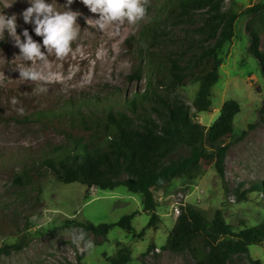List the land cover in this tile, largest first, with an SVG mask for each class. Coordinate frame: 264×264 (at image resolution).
<instances>
[{
	"label": "rangeland",
	"instance_id": "1",
	"mask_svg": "<svg viewBox=\"0 0 264 264\" xmlns=\"http://www.w3.org/2000/svg\"><path fill=\"white\" fill-rule=\"evenodd\" d=\"M259 1L225 0L223 8L239 12ZM50 2L58 10H66L63 5L66 0ZM28 6L27 0H0V14L15 15L17 33L27 28L34 40L42 42L32 31L33 26L23 21L22 12ZM69 7L81 13L77 18L81 30L72 44L73 51L63 60L49 56L47 67L39 61L33 65L51 80L47 93L37 94L35 82L20 79L19 67L31 62L23 61L19 48L6 31L5 38L0 40V203L9 204L6 212L14 211L18 215L16 235L0 230V248L20 244L17 250L0 253V264H110L109 257L121 247L130 251L126 264H196L189 251L162 248L176 219V208L189 206L208 220L216 209H221L225 221L236 231L259 223L264 215V116L259 112L264 98V78L248 49L249 14L237 17L234 35L220 52L223 60L219 80L211 87L210 111L197 112L192 107L198 87L195 79L185 80L175 89H158L168 98L181 97L191 106L193 119L205 126L214 122L226 100L239 103V112L233 119V135L227 139L223 179L213 164H202L196 177L179 176L167 185L154 188L158 218L155 227L147 228L141 236L138 233L147 224L151 212L143 210L141 193H133L124 185L100 189L79 182L62 183L44 169L40 193L12 182V173L19 172L22 163L63 142L59 122L42 123L27 120L25 116L35 109L62 104L69 98L108 97V102L113 104L114 99L124 102V97L131 98L136 91L146 90L150 80L154 82L150 61L153 56L176 59L183 66L198 44L194 27L199 23L197 17L194 24L180 20L162 28L156 38L145 39L148 26L164 12L163 0H150L145 20L135 25L125 21L118 28L110 25L103 31L87 24L86 18H97L98 14L91 13L80 0H74ZM21 39H24L22 35ZM135 68L141 70L140 77L129 78ZM256 181L263 185V190L252 189ZM243 192L246 199L237 200V195ZM34 208L36 212L27 217V212ZM133 212V231L115 225L105 236L79 224L66 223H115ZM80 231L93 241L92 249L83 242L79 246L72 243L73 235ZM249 253L264 264V245H250ZM229 264L250 263L245 255H234Z\"/></svg>",
	"mask_w": 264,
	"mask_h": 264
},
{
	"label": "trees",
	"instance_id": "2",
	"mask_svg": "<svg viewBox=\"0 0 264 264\" xmlns=\"http://www.w3.org/2000/svg\"><path fill=\"white\" fill-rule=\"evenodd\" d=\"M224 1L163 0L164 12L145 30L148 34L145 39L156 38L162 28L180 20L194 24L197 17L199 23L194 27L198 44L183 66L176 59L153 56L150 61L154 82L150 80L146 90L136 91L131 98L124 97V102L114 99L118 108L108 102V97L69 98L62 104L35 109L25 116L27 120L42 123L59 122L63 142L43 149L40 156L22 163L23 168L12 173V182L40 193L44 169L62 183L79 182L100 189L124 185L133 193H141L143 210L151 212L147 224L138 233L141 236L147 228L155 227L158 218L154 188L167 185L179 176L194 178L202 164H213L223 179L227 139L233 135V119L239 112V103L226 100L214 122L205 126L193 119L191 106L181 97L168 98L158 89H175L177 84L195 79L198 87L192 107L197 112L210 111L211 87L219 80L223 60L220 52L233 37L234 22L241 14L250 15L246 23L250 38L248 49L264 78V0L239 12L224 9ZM198 11L200 14L194 13ZM140 75L141 70L135 68L129 78ZM259 112L264 116V98ZM252 189L261 191L263 185L256 181ZM237 196L239 201L246 199L245 192ZM8 207L9 204L0 203V230L16 235L18 215L14 211L6 212ZM35 212L36 208L29 210L27 217ZM134 215L135 212L123 215L115 223H66L79 224L96 235L105 236L115 225L133 231ZM252 244L264 245V215L259 223L236 231L225 221L221 209H216L213 218L208 220L196 209L181 205L162 248L189 251L196 264H229L234 255H245L250 264H262L250 256ZM19 245H3L0 253L17 250ZM129 260L128 247L119 248L109 257L110 264H126Z\"/></svg>",
	"mask_w": 264,
	"mask_h": 264
},
{
	"label": "clouds",
	"instance_id": "3",
	"mask_svg": "<svg viewBox=\"0 0 264 264\" xmlns=\"http://www.w3.org/2000/svg\"><path fill=\"white\" fill-rule=\"evenodd\" d=\"M29 6L22 12L24 23L31 24L32 31L36 36L42 38V42L33 39L27 28L18 34L16 16L0 14V40L5 38V31L13 39L15 46L19 48V56L22 57L25 67H19L20 79L31 81L37 84V94L47 93L48 84L51 80L37 70L33 65L39 61L47 67L49 56L57 60H63L73 51L72 44L75 42L81 30L77 22L81 13L70 9L74 0H66L63 4L65 9L60 11L53 6L50 0H27ZM87 9L97 18H86L90 28L100 31L110 25L117 28L127 21L135 25L147 17V10L150 7V0H80ZM21 35L24 39H21ZM43 48V50H42ZM15 103V100L13 101ZM22 112V110H21ZM83 242L85 247L92 249L94 243L87 238V233L80 231L73 235L72 243L79 246Z\"/></svg>",
	"mask_w": 264,
	"mask_h": 264
},
{
	"label": "built area",
	"instance_id": "4",
	"mask_svg": "<svg viewBox=\"0 0 264 264\" xmlns=\"http://www.w3.org/2000/svg\"><path fill=\"white\" fill-rule=\"evenodd\" d=\"M175 211H176V215H178V213H179V209L176 208Z\"/></svg>",
	"mask_w": 264,
	"mask_h": 264
}]
</instances>
